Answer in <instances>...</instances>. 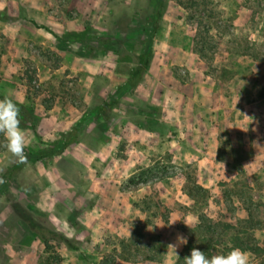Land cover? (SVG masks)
Segmentation results:
<instances>
[{
  "label": "rangeland",
  "instance_id": "rangeland-1",
  "mask_svg": "<svg viewBox=\"0 0 264 264\" xmlns=\"http://www.w3.org/2000/svg\"><path fill=\"white\" fill-rule=\"evenodd\" d=\"M0 94V264H184L180 236L264 264V0H0Z\"/></svg>",
  "mask_w": 264,
  "mask_h": 264
},
{
  "label": "clouds",
  "instance_id": "clouds-1",
  "mask_svg": "<svg viewBox=\"0 0 264 264\" xmlns=\"http://www.w3.org/2000/svg\"><path fill=\"white\" fill-rule=\"evenodd\" d=\"M20 112L18 103L12 98L5 96L0 99V136L3 137V147L16 158L17 162L25 163L27 160L25 153L27 138L25 131L20 127ZM178 242L187 244V238L180 236ZM170 246L179 259L178 253L175 251L176 245ZM184 264H252V258L249 252L240 247L230 246L228 251L213 254L211 257L194 247L191 249L190 255L184 257Z\"/></svg>",
  "mask_w": 264,
  "mask_h": 264
},
{
  "label": "trees",
  "instance_id": "trees-1",
  "mask_svg": "<svg viewBox=\"0 0 264 264\" xmlns=\"http://www.w3.org/2000/svg\"><path fill=\"white\" fill-rule=\"evenodd\" d=\"M190 2H191V4H195V0H190ZM159 7H160V4L156 6L154 13H153L154 15H156L158 13ZM146 62H147V54L146 53H139V54L134 56V63H135L134 68L128 73V76L126 78V81L130 86L135 85L136 82L140 79V77L143 73L144 66L146 65ZM4 97H5L4 95L0 94V99H3ZM103 105L107 106V104H100L99 105V112L101 113V115L104 116L105 112L103 109ZM18 106L20 108L23 107L22 104H18ZM71 141H72V139H64L62 141L61 145L56 150H50L49 152L51 154L59 153L68 144H70ZM22 165H23V163H19V162L15 161L13 164H11L9 166L8 169L11 171L17 170ZM10 209H11V216L14 219H18V220L23 221L31 232H33L39 236V238L41 239V241L45 247L48 245V241L51 239H55L57 241H60V240L64 241L67 244V246L71 247V245L67 242V240L63 239L60 235H58L55 232L48 231L44 227H42L39 224L37 218L32 214V212L29 211L26 208V206L23 205L22 203H20L19 201L11 199L10 200ZM231 241H233L236 244V247H240L241 249H244V247L239 245L237 236H234V238H231ZM194 247L197 248L194 244H191L190 242H188L187 246H185V248L183 250V254L179 255V260L183 261L184 255L189 256L191 249Z\"/></svg>",
  "mask_w": 264,
  "mask_h": 264
}]
</instances>
